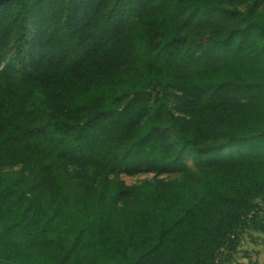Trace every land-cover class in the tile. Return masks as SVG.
<instances>
[{
    "label": "trees",
    "instance_id": "obj_1",
    "mask_svg": "<svg viewBox=\"0 0 264 264\" xmlns=\"http://www.w3.org/2000/svg\"><path fill=\"white\" fill-rule=\"evenodd\" d=\"M263 1L0 0V159L31 173L0 174V264H223L264 232ZM185 152L195 182L118 177Z\"/></svg>",
    "mask_w": 264,
    "mask_h": 264
},
{
    "label": "rangeland",
    "instance_id": "obj_2",
    "mask_svg": "<svg viewBox=\"0 0 264 264\" xmlns=\"http://www.w3.org/2000/svg\"><path fill=\"white\" fill-rule=\"evenodd\" d=\"M250 0H229L227 3L229 7H237L244 11ZM261 10H264V1L260 6ZM148 98V95L145 97ZM172 107L175 114L181 120L191 119L195 115V98L183 95L180 92L175 93L171 97ZM176 151V146L171 145L169 147V152L173 154ZM227 152V148L224 149H213L206 151L202 154L204 161V168L211 170L214 167L213 160L216 159L221 153ZM183 166H176L169 169L167 172L162 174H157L154 170L147 167L136 171V172H126L123 171L119 174V179L128 185L139 184L144 181H150L155 178L164 179L166 181L177 182L183 179H188L192 182L197 181L201 174L200 167L198 166L196 160L188 152L182 155ZM22 172L27 177H30V171L26 168L24 161L21 158H2L0 159V174L6 172ZM68 171L72 175V185L77 192L86 193L89 192L92 185H96L100 178L89 179L85 177L84 171L80 167L68 165ZM113 175H110V178ZM32 192V191H31ZM29 193V196L32 193Z\"/></svg>",
    "mask_w": 264,
    "mask_h": 264
},
{
    "label": "crops",
    "instance_id": "obj_3",
    "mask_svg": "<svg viewBox=\"0 0 264 264\" xmlns=\"http://www.w3.org/2000/svg\"><path fill=\"white\" fill-rule=\"evenodd\" d=\"M264 208V201H262ZM223 264H264V232L247 229L242 235L230 259Z\"/></svg>",
    "mask_w": 264,
    "mask_h": 264
}]
</instances>
